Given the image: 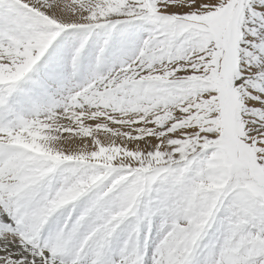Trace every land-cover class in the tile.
<instances>
[{
    "label": "snow or ice",
    "instance_id": "6c2138e0",
    "mask_svg": "<svg viewBox=\"0 0 264 264\" xmlns=\"http://www.w3.org/2000/svg\"><path fill=\"white\" fill-rule=\"evenodd\" d=\"M0 264H264V0H0Z\"/></svg>",
    "mask_w": 264,
    "mask_h": 264
}]
</instances>
